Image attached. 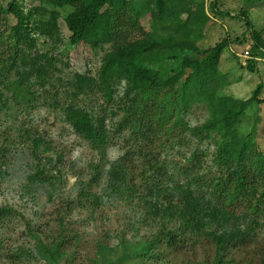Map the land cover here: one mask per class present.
I'll use <instances>...</instances> for the list:
<instances>
[{
    "label": "trees",
    "instance_id": "1",
    "mask_svg": "<svg viewBox=\"0 0 264 264\" xmlns=\"http://www.w3.org/2000/svg\"><path fill=\"white\" fill-rule=\"evenodd\" d=\"M35 1L36 6L26 9L19 0H11L6 6L0 0V68L18 76V92L30 94L22 87L31 78L34 86H44L52 57L37 51L36 38L60 43V10L69 9L63 21L70 44L107 50L95 78L74 76L73 98L85 90L97 91L106 106L115 108L113 115L122 114L118 126L128 131L125 152L107 172L108 187L138 198L151 219L162 221L160 232L151 240L122 243L118 262H156L163 255V247L175 250L186 237H204L214 245L213 264H227L225 254L252 239L261 226L259 222L264 224V151L257 142L255 124H243L246 112L264 99H259L260 85L248 99L222 94L231 83L220 66L227 41L205 51L198 47L210 21L205 0ZM261 1L244 3L253 6ZM217 2L208 5L214 15H220ZM144 17L149 21L148 31L141 25ZM246 26L254 40L252 58L257 60L264 56V45L249 21ZM245 66L253 73L249 63ZM121 85V98L115 101ZM2 97L0 92V103ZM195 105H203L208 118L191 128L184 116ZM55 108L73 132L103 158L109 144L106 119L75 106L73 101ZM187 136L214 143V176H191L188 170L161 160L165 146L179 145L180 138ZM33 140L35 151L42 146L50 150L39 136ZM187 160L192 166L203 164L198 150ZM50 178L43 168L34 173V183ZM11 214L9 209H0V219ZM169 224L173 227L168 228ZM34 240L45 264H70L62 241L45 245L38 238ZM104 252L103 247L100 255ZM95 264L115 263L103 254Z\"/></svg>",
    "mask_w": 264,
    "mask_h": 264
},
{
    "label": "rangeland",
    "instance_id": "2",
    "mask_svg": "<svg viewBox=\"0 0 264 264\" xmlns=\"http://www.w3.org/2000/svg\"><path fill=\"white\" fill-rule=\"evenodd\" d=\"M10 1L1 0L2 6ZM19 1L26 9L37 5L35 0ZM211 1L205 0L210 21L198 47L205 51L227 41L228 48L223 52L220 66L231 83L222 94L248 99L260 85L259 99H264V56L253 60L254 40L246 26L249 21L264 45V0L253 6H246L244 0H218L220 15L209 10ZM69 11L60 10V43L54 45L45 38H36L37 51L52 57L44 86H34L31 78L30 83L22 87L30 94L18 92L15 84L18 76L0 68L3 95L0 103V209L12 212L0 219V264H45L35 250L34 238L45 245L62 241L70 264H95L103 254L115 264H142L138 259L118 262L122 243L133 245L151 240L160 232L162 221L151 219L138 198L123 196L125 193L118 194L108 187L107 172L125 152L128 131L118 126L122 114L113 115L115 108L106 106L97 91L85 90L73 98L74 76L95 78L107 50L70 44V33L63 21ZM141 25L145 31L149 30L147 17L142 18ZM245 51L249 52L247 59L237 56ZM248 63L253 73L245 66ZM117 91L115 101L121 98L123 85ZM72 101L75 106L106 119L109 144L103 158L73 132L62 112L55 108ZM207 118L206 108L195 105L184 116V122L195 128ZM243 124H255L257 142L264 151V103L253 104ZM34 136H39L50 150L45 151L42 146L35 151ZM168 147L160 152V158L170 166L184 168L191 176L200 178L215 175L212 141L198 142L187 136L180 138L179 145ZM194 150L203 157L200 167L192 166L187 160ZM42 168L51 178L34 183L35 171ZM94 178L97 181L91 182ZM259 225L252 239L225 254L227 264H264V224L259 222ZM166 226L172 228L173 224ZM103 247L106 252L100 255ZM162 254L158 261L147 264H213L216 251L208 238L186 237L175 250L163 247Z\"/></svg>",
    "mask_w": 264,
    "mask_h": 264
},
{
    "label": "built area",
    "instance_id": "3",
    "mask_svg": "<svg viewBox=\"0 0 264 264\" xmlns=\"http://www.w3.org/2000/svg\"><path fill=\"white\" fill-rule=\"evenodd\" d=\"M249 52L245 51L244 53H242L241 55H237L239 58H242V59H247V56H248Z\"/></svg>",
    "mask_w": 264,
    "mask_h": 264
}]
</instances>
